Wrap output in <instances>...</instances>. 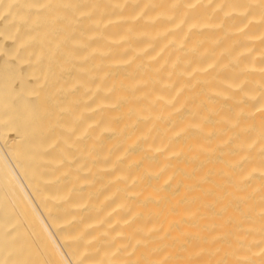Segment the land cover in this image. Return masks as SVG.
Returning <instances> with one entry per match:
<instances>
[{
	"label": "bare ground",
	"instance_id": "6f19581e",
	"mask_svg": "<svg viewBox=\"0 0 264 264\" xmlns=\"http://www.w3.org/2000/svg\"><path fill=\"white\" fill-rule=\"evenodd\" d=\"M0 264H264V0H0Z\"/></svg>",
	"mask_w": 264,
	"mask_h": 264
}]
</instances>
